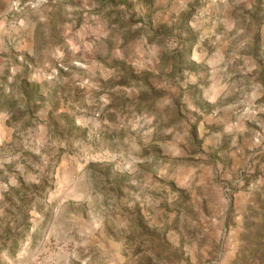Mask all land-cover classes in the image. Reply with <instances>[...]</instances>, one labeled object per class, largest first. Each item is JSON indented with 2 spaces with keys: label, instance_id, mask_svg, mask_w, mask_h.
Masks as SVG:
<instances>
[{
  "label": "rangeland",
  "instance_id": "374dc122",
  "mask_svg": "<svg viewBox=\"0 0 264 264\" xmlns=\"http://www.w3.org/2000/svg\"><path fill=\"white\" fill-rule=\"evenodd\" d=\"M107 2L0 0V264H264V0Z\"/></svg>",
  "mask_w": 264,
  "mask_h": 264
},
{
  "label": "trees",
  "instance_id": "16d2710c",
  "mask_svg": "<svg viewBox=\"0 0 264 264\" xmlns=\"http://www.w3.org/2000/svg\"><path fill=\"white\" fill-rule=\"evenodd\" d=\"M94 1H97L98 3H102L103 0H94ZM124 0H112V2H107V3H110L112 6L114 5L115 6H118L120 3H122ZM104 3H105V0H104ZM118 12H123V10H118ZM122 24V22H120ZM134 22H130V20L128 21V26L130 25H133ZM135 36L134 35H131L130 37H133ZM150 36V35H149ZM177 64V60L175 62ZM174 64V65H176ZM120 79L123 81V82H126V83H131V82H135L137 85H142L145 90H149L151 91L150 95L147 96V99L146 101L144 102V100L142 98H140L139 100H137V102L139 103L138 105H145V106H151L152 105V102H151V98L153 99V93L157 94V90L155 91L154 87L151 85L150 81L148 80V77L144 74H141V75H137L133 72H131L130 70L128 71H125L124 74L120 77ZM150 101V102H149ZM140 226V225H139ZM138 227V226H137ZM148 234V233H147ZM154 237V235L152 234H149V238L150 240H152V237ZM162 242H165L164 239L161 240Z\"/></svg>",
  "mask_w": 264,
  "mask_h": 264
}]
</instances>
